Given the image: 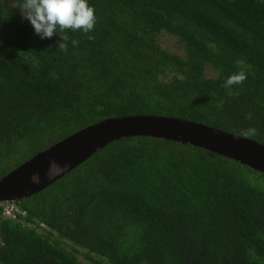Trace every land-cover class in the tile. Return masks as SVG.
<instances>
[{
	"label": "trees",
	"instance_id": "trees-1",
	"mask_svg": "<svg viewBox=\"0 0 264 264\" xmlns=\"http://www.w3.org/2000/svg\"><path fill=\"white\" fill-rule=\"evenodd\" d=\"M7 1L0 180L127 117L179 119L264 146V0H88L94 30L59 33L66 41L40 39L24 0ZM240 72L244 82L225 88ZM14 204L26 217L5 219L0 207V264H264V174L192 145L120 139Z\"/></svg>",
	"mask_w": 264,
	"mask_h": 264
},
{
	"label": "water",
	"instance_id": "water-1",
	"mask_svg": "<svg viewBox=\"0 0 264 264\" xmlns=\"http://www.w3.org/2000/svg\"><path fill=\"white\" fill-rule=\"evenodd\" d=\"M143 136L192 145L264 174V146L254 141L179 119L135 116L100 122L34 156L0 180V204L42 191L115 141Z\"/></svg>",
	"mask_w": 264,
	"mask_h": 264
},
{
	"label": "clouds",
	"instance_id": "clouds-1",
	"mask_svg": "<svg viewBox=\"0 0 264 264\" xmlns=\"http://www.w3.org/2000/svg\"><path fill=\"white\" fill-rule=\"evenodd\" d=\"M19 7L23 18L31 24L40 39H51L53 35H59L68 29L87 34L94 30L96 24L95 9L89 5L88 0H24L23 6ZM60 38L64 41L68 39L66 35ZM77 43L72 41L73 46ZM59 48L67 50V45L60 43ZM246 78L243 72L234 74L227 78L224 87L231 88L233 85L242 84ZM254 134L253 128L244 133ZM38 179V176H33L34 182H38Z\"/></svg>",
	"mask_w": 264,
	"mask_h": 264
},
{
	"label": "built area",
	"instance_id": "built-area-1",
	"mask_svg": "<svg viewBox=\"0 0 264 264\" xmlns=\"http://www.w3.org/2000/svg\"><path fill=\"white\" fill-rule=\"evenodd\" d=\"M0 207L2 209V217L5 219L16 221L18 217H26V214L20 211L19 208L13 203L0 204Z\"/></svg>",
	"mask_w": 264,
	"mask_h": 264
},
{
	"label": "rangeland",
	"instance_id": "rangeland-1",
	"mask_svg": "<svg viewBox=\"0 0 264 264\" xmlns=\"http://www.w3.org/2000/svg\"><path fill=\"white\" fill-rule=\"evenodd\" d=\"M6 3H8L7 0H2ZM161 44L164 48L169 49L172 53H181V48L177 45L176 41L174 39H171L169 37H162L161 39ZM206 76L208 77H214L215 75L213 72L210 70V68H207L205 70ZM84 262V261H82Z\"/></svg>",
	"mask_w": 264,
	"mask_h": 264
}]
</instances>
